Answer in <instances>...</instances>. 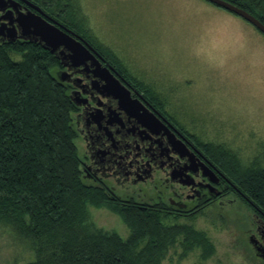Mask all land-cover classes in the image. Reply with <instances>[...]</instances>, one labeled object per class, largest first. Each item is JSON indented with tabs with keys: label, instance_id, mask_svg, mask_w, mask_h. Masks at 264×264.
I'll return each mask as SVG.
<instances>
[{
	"label": "trees",
	"instance_id": "trees-1",
	"mask_svg": "<svg viewBox=\"0 0 264 264\" xmlns=\"http://www.w3.org/2000/svg\"><path fill=\"white\" fill-rule=\"evenodd\" d=\"M29 1L112 57L94 44L82 25L85 17L66 11L70 0ZM225 1L264 24V0ZM60 67L39 43H0V223L33 249L35 257L26 264H164L178 245L184 255L195 248L212 255L204 232L173 223L180 217L121 205L84 179L73 124L76 105L56 75ZM202 144L233 184L234 196L256 220H264V167L242 165L223 145ZM91 208L117 214L128 235L99 227Z\"/></svg>",
	"mask_w": 264,
	"mask_h": 264
},
{
	"label": "rangeland",
	"instance_id": "rangeland-1",
	"mask_svg": "<svg viewBox=\"0 0 264 264\" xmlns=\"http://www.w3.org/2000/svg\"><path fill=\"white\" fill-rule=\"evenodd\" d=\"M69 2L66 11L85 17L82 25L115 67L117 60L126 64L158 99L175 94V106L165 107L199 138L223 145L244 166L264 167V35L254 25L205 0ZM201 211L173 223L204 232L213 254L195 248L184 255L178 245L164 264H264L251 240L260 224L239 199ZM91 214L99 227L128 235L114 212L91 208ZM34 257L30 245L0 223V264Z\"/></svg>",
	"mask_w": 264,
	"mask_h": 264
},
{
	"label": "flooded vegetation",
	"instance_id": "flooded-vegetation-1",
	"mask_svg": "<svg viewBox=\"0 0 264 264\" xmlns=\"http://www.w3.org/2000/svg\"><path fill=\"white\" fill-rule=\"evenodd\" d=\"M17 1L20 11L29 8ZM87 45L130 99L145 106H123L119 97L104 91L105 82L95 77L91 66L69 67L59 60L56 75L67 72L62 82L77 101L73 124L84 179L106 189L121 205L166 211L180 218L238 199L214 154L204 148V140L165 107L175 106V94L158 99L152 86L141 85L126 64L117 62L115 67L92 44ZM256 222L259 235L251 240L264 253V220Z\"/></svg>",
	"mask_w": 264,
	"mask_h": 264
},
{
	"label": "water",
	"instance_id": "water-1",
	"mask_svg": "<svg viewBox=\"0 0 264 264\" xmlns=\"http://www.w3.org/2000/svg\"><path fill=\"white\" fill-rule=\"evenodd\" d=\"M19 1L24 2L34 11L29 8L20 11L18 9L20 3L17 0H0V11L4 12L0 16V43H13L16 40L39 43L65 66L87 68L91 66L95 77L105 82L104 91L115 98L119 97L123 106H145L139 100L130 99L128 92L107 68L102 67L95 51L79 35L64 29L58 22L45 16L41 8L29 0ZM206 1L243 18L264 34V24L248 11L225 0ZM7 7L11 9L6 11ZM66 76L67 72L64 71L58 78L64 81ZM70 97L74 103H77L74 96ZM257 251L260 255H264L261 247H257Z\"/></svg>",
	"mask_w": 264,
	"mask_h": 264
}]
</instances>
